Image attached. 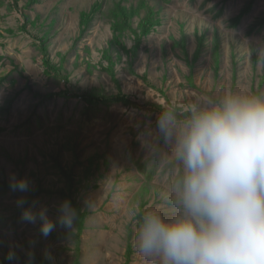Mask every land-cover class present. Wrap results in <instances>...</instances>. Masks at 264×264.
Returning a JSON list of instances; mask_svg holds the SVG:
<instances>
[{"label": "rangeland", "instance_id": "obj_1", "mask_svg": "<svg viewBox=\"0 0 264 264\" xmlns=\"http://www.w3.org/2000/svg\"><path fill=\"white\" fill-rule=\"evenodd\" d=\"M97 1L101 9L82 26L81 13ZM115 1L0 0V181L22 177L29 185L26 192L0 186V264H126L128 228L129 264H145L135 252L128 209L170 211L165 197L176 167L163 156H147L142 145L158 111L119 103L87 110L77 99H42L34 92L97 88L183 107L197 95L264 89V0H252L236 26L231 21L249 0H148L161 5L160 20L131 58L124 49L118 58L119 47L110 43L114 32L105 13ZM143 15H134V27ZM42 37L51 61L63 63L66 83L45 72ZM120 41L132 48L133 34L124 31ZM111 62L114 76L104 70ZM62 189L87 212L77 243L59 224L42 235L40 222L25 221L17 204L23 199L34 212L47 208L55 223L68 200Z\"/></svg>", "mask_w": 264, "mask_h": 264}, {"label": "clouds", "instance_id": "obj_2", "mask_svg": "<svg viewBox=\"0 0 264 264\" xmlns=\"http://www.w3.org/2000/svg\"><path fill=\"white\" fill-rule=\"evenodd\" d=\"M142 145L147 156L176 167L165 197L170 211L128 209L135 252L145 264H264V89H226L183 107L163 105ZM10 187L26 192L29 185L13 177ZM17 204L25 221L40 222L44 236L57 224L73 230L78 217L68 200L55 223L47 208Z\"/></svg>", "mask_w": 264, "mask_h": 264}, {"label": "trees", "instance_id": "obj_3", "mask_svg": "<svg viewBox=\"0 0 264 264\" xmlns=\"http://www.w3.org/2000/svg\"><path fill=\"white\" fill-rule=\"evenodd\" d=\"M35 0H27L26 5L31 4ZM121 1V0H120ZM120 1H115L112 3V6H108L106 10V18L108 19L110 25L112 26L114 36L113 39L110 41L111 46H118L119 48L116 50L117 57L120 58V50L124 49V51L129 55V57H135L137 47L140 43L141 37H143L146 34H149L153 27L159 23L160 17L159 12L161 11V5L158 3H155L156 5L151 6L148 4V0H138L137 3H131L129 5L122 4ZM161 1V0H159ZM169 1V0H165ZM102 4L100 2H95V4L92 6V9L89 12H82L80 15V24L82 26L86 25L88 23V20L91 19V15L96 12V9H101ZM252 6V0H249L245 6L239 11V13L234 16V18L231 21L232 26H236L243 15L249 12ZM156 7V8H155ZM140 11H144V15L142 18L138 21L137 25L133 26V17L134 15L138 16ZM264 20V18L261 19V22ZM25 28V25H24ZM124 31H130L133 34L134 44L132 48H125V44H122L120 41V37L123 34ZM47 38H38L39 47L41 51V60L42 64L45 68V72L48 73L50 76L59 78L63 80L64 83L67 82L68 78L65 74H63V63L60 64H54L49 55H48V47L46 43ZM183 41L181 43V46L183 47ZM202 47V38L198 39V46L195 51L194 56H197L200 49ZM108 50V49H107ZM186 54V51H184ZM105 57H107L110 60V55L108 54V51H105L103 54ZM132 73H136L134 69L130 68ZM105 71H107L109 74L114 76V68L112 66V62L104 68ZM143 80L145 83H148V80L145 76H143ZM34 95L39 96L42 99H51L54 96H64L66 98L71 99H77L79 101H82L85 104V108L87 110L95 108L97 105H109L112 103H119L125 106H133V107H148L154 111L159 112V108L163 105L156 103V102H145V101H138L134 98H132L129 95H126L122 93L121 91H118L116 94H110L106 95L102 93L97 88H90L85 90H77L75 92H71L69 89L64 88L60 89L59 91L54 92H46L44 94H40L38 92H34ZM69 185L71 186L73 183L72 178L69 176ZM0 186L3 187H10V182L7 181H0ZM60 194L63 198L68 199V201L71 202L73 207L77 209L78 217L75 221V230H69V233L71 236L75 239V242L77 243L79 241V235L82 231V228L84 226V218L87 214L86 211L81 210V207L76 204L75 199L72 197L71 194H66L64 190H60ZM131 233L132 230L130 228L127 229V242H126V249H125V262L126 264H129L131 261V256L133 253V248L131 244Z\"/></svg>", "mask_w": 264, "mask_h": 264}]
</instances>
